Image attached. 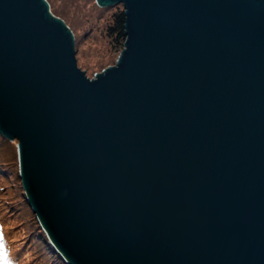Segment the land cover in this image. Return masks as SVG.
Masks as SVG:
<instances>
[{"label":"water","instance_id":"1","mask_svg":"<svg viewBox=\"0 0 264 264\" xmlns=\"http://www.w3.org/2000/svg\"><path fill=\"white\" fill-rule=\"evenodd\" d=\"M95 1L126 40L88 78L46 0H0V134L38 235L67 264H264V0Z\"/></svg>","mask_w":264,"mask_h":264},{"label":"trees","instance_id":"2","mask_svg":"<svg viewBox=\"0 0 264 264\" xmlns=\"http://www.w3.org/2000/svg\"><path fill=\"white\" fill-rule=\"evenodd\" d=\"M49 3L50 11L53 15L58 16L64 22L67 26L71 29L73 27L71 22L74 20L75 24L80 26V38L81 40H84L86 35L89 32H93L94 28H97L98 26H101L103 29V36L105 37V41L108 44V61L103 63V65L100 67V69H104L107 65H113L115 63V57L117 58L120 51L123 49L124 42L126 40V34L124 29V23H125V15L123 12V6L122 4L118 3L112 6H106V7H100L98 6L95 1L93 0V3L88 5L86 2L82 3V6H84L82 9L76 8L70 10V16L71 18L67 19L69 17L66 13V11L58 10L57 8L53 7L50 3V0H46ZM76 2L78 0H75ZM60 2H63L64 5L70 4L66 3L64 0H60ZM79 3V2H78ZM77 4V3H76ZM77 6V5H76ZM111 10V13L107 15V17L104 16L103 20H99V16L103 15L105 11ZM97 15V16H96ZM101 22V23H100ZM71 26V27H70ZM79 43V42H78ZM75 51L77 50L76 44L74 45ZM107 54V52H106ZM108 63V64H106ZM100 71V70H99ZM93 73L87 74V77L90 78ZM16 140L8 141L6 138H4L0 134V179H3V182L6 183L4 188L0 189V197L4 201V203L8 205H14L18 204L19 209L10 210L9 214H7L8 219L9 217L14 216L16 213L20 212L25 213V215H22V218H24V221H21L22 227L28 228L26 231H24L21 235V242L26 245L25 247H28L29 245H32L34 247L33 251L35 253V258L39 259V262L41 264H67L62 258L56 254L53 251V248L46 244L45 237L41 235H38L39 229L36 227L35 220L33 217L31 210H29V206L25 205V203L22 204L23 198L19 191H21V188L18 186V178L16 177ZM5 148V149H4ZM15 181L16 188L12 189V182ZM8 183L10 184V187L7 186ZM11 188V189H9ZM11 192V193H10ZM19 193V194H18ZM17 199V200H16ZM17 202H13V201ZM26 202V201H25ZM6 209V208H5ZM8 210V209H7ZM5 216V215H4ZM2 218V219H1ZM0 218V264H14L13 261H10V254L8 255L7 249L5 246V243H8V238L11 237L9 235L10 230L13 231V228H8L9 230L6 231V227L3 228V224L5 225V221L3 220L4 217L1 216ZM19 218L16 217V221ZM19 223V222H18ZM24 224V225H23ZM15 226V225H13ZM11 226V227H13ZM26 226V227H25ZM32 226L35 227L32 229ZM18 227V226H17ZM6 229V230H5ZM25 230V229H24ZM32 231V232H31ZM6 241V242H5ZM45 241V242H44ZM23 247H20V250H22ZM37 264H39L37 262Z\"/></svg>","mask_w":264,"mask_h":264},{"label":"rangeland","instance_id":"3","mask_svg":"<svg viewBox=\"0 0 264 264\" xmlns=\"http://www.w3.org/2000/svg\"><path fill=\"white\" fill-rule=\"evenodd\" d=\"M64 1H66V3L70 2V4L64 5L63 2H60V0H50V3L52 4L53 7L57 8L58 10L66 11L67 15L69 16V17H67V19L71 18V20L73 17L70 16V12H69L70 10L76 9V8L82 9L84 7V6H82V3H84V2H86L88 5L93 3V0H78L77 2L75 0H64ZM95 3H96V1H95ZM47 4L49 7L48 2H47ZM49 12L51 13L50 7H49ZM110 13H111V10L105 11L103 15L98 17L99 20H103L104 16L107 17V15H109ZM56 17H58V16H56ZM71 23H72L71 25L73 27L70 26L71 27V29H70L68 26V28L72 32L74 45L76 44V46H77V50L75 51V59H76L77 67L80 68V70L84 71L86 76H87V74L93 73L92 76L90 77V78H92L94 76V74L99 73L103 70V69L101 70L100 67L103 65V63L108 61L107 55H108L109 50H108V44L105 41V37L103 36V29L101 26H98L97 28H94L93 32H89L86 35L87 37H85L84 40H81V38H80L81 31L79 29L80 26L77 24L74 25V23H75L74 20ZM74 50H75V47H74ZM106 52H107V54H106ZM116 59L117 58L115 57V61H116ZM106 64H108V63H106ZM108 66H112V65H107L104 67H108ZM6 140H8V139H6ZM8 141H10V140H8ZM11 141H13V140H11ZM15 147H16V144H15ZM17 168H18V166H17V154H16V169H15L16 172H17ZM11 182H12L11 187L13 189V181H11ZM5 185H6V183L3 182V179L2 180L0 179V189L4 188V190H6ZM7 186L10 187V184L8 183ZM9 189H11V188H9ZM13 209H15L14 205H8L7 203L5 204L4 201L2 200V198L0 197V218L2 216V217H4L3 220L4 221L6 220L5 225L3 224V228L6 227V229H7V230L5 229L6 231L9 230L8 228H13L12 229L13 231L10 230V232H9V235H11V237L8 238V243L7 244L5 243V246L7 249L6 251H7L8 255L10 254V261H13L14 264H37V262L39 264H41L39 262V259L35 258L36 256H35V253L33 251L34 247L32 245L25 247L26 245H24V243L21 242L22 237H21L20 233L23 234L24 231H26L28 229V228H24V226L22 227L23 222L20 223L21 221H24L22 216L19 213H16L14 216L9 217V219H8L7 214H9V212H11L10 210H13ZM16 217L19 218L17 221H16ZM13 225H15V226H13ZM11 226H13V227H11ZM20 247H23L22 250H20Z\"/></svg>","mask_w":264,"mask_h":264}]
</instances>
